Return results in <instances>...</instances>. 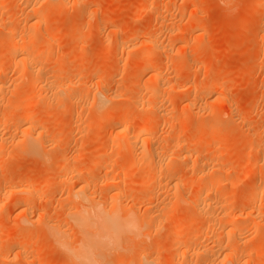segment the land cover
<instances>
[{
  "label": "rangeland",
  "instance_id": "1",
  "mask_svg": "<svg viewBox=\"0 0 264 264\" xmlns=\"http://www.w3.org/2000/svg\"><path fill=\"white\" fill-rule=\"evenodd\" d=\"M26 19L44 21L34 38L55 45L31 46L24 68L6 39L8 28L19 32ZM151 42L158 47L147 58ZM0 51V256L23 247L12 263L78 264L49 229L76 247L70 214L94 204L135 225L98 250L94 264H186L207 248L219 261L229 229L240 239L231 240L238 264H264V167L249 176L250 163L264 165V0H0ZM154 67L164 88L136 104ZM186 85L194 90L181 92ZM23 116L32 120L30 133ZM125 116L132 130L151 128L126 144L115 135ZM215 121L214 130L204 127ZM154 150L163 159L145 163ZM178 153L188 158L167 165V155ZM202 163L219 186L216 196H197L208 176ZM202 202L211 203L207 212L197 210ZM224 212L242 218L226 227ZM249 212L259 221L248 229ZM176 229L178 247L188 240L198 250L185 262L169 245Z\"/></svg>",
  "mask_w": 264,
  "mask_h": 264
},
{
  "label": "bare ground",
  "instance_id": "2",
  "mask_svg": "<svg viewBox=\"0 0 264 264\" xmlns=\"http://www.w3.org/2000/svg\"><path fill=\"white\" fill-rule=\"evenodd\" d=\"M2 3V2H1ZM46 3V5L48 6V8L49 7H54L55 5V3H53V2H50V1H48V2H45ZM67 3V2H66ZM27 4H29V2L28 3H26V8H27ZM44 4V3H43ZM45 5V4H44ZM66 6H68V5H66ZM24 7H25V5H24ZM23 7V11H24V8ZM30 7H31V5H30ZM46 7V6H45ZM65 7V6H64ZM20 8V7H19ZM33 9V8H32ZM25 10H28V8L27 9H25ZM29 10L31 11V13H34L35 12V14H33V16H37L36 18H38V16H40V15H38V13H39V10L37 11V10H35V11H33V10H31L30 8H29ZM19 12L21 11V9L20 10H18ZM33 11V12H32ZM37 11V12H36ZM21 13V12H20ZM25 13V12H24ZM34 18V17H33ZM40 20V19H39ZM39 20H35L34 21V23L32 24L31 23V25H29L28 24V20L26 19L25 21H24V27L23 28H21L20 30H19V32H14L13 31V29L12 28H8V38L6 39L9 43H11L12 45H13V48H12V50H11V56L12 57H15V58H18L19 56L21 57V59H20V63H21V65L24 67V68H26V67H28V61H27V56H29L28 54H26V51H29V48L31 47V46H38V45H43V44H46V45H48V46H54L55 44L51 41H49V40H46V39H44L43 37H41V38H34V35H35V32H40L41 31V29L43 30V23L42 22H44V21H42V22H40ZM17 21V20H16ZM31 22V21H30ZM194 23V21H192V24ZM18 24V23H17ZM195 24V23H194ZM189 26H190V24H188ZM4 32V31H3ZM2 34V33H1ZM36 36V35H35ZM118 39V38H117ZM123 41H125V40H123ZM117 42V41H116ZM118 43V42H117ZM123 43H125V42H123ZM8 44V43H7ZM127 44V43H126ZM158 43L157 42H151V44H150V46H149V48H147V58L151 55V53H152V51H156V49H157V47H158V45H157ZM118 45H120L119 43H118ZM128 45V44H127ZM123 47V46H122ZM50 48V47H49ZM52 48V47H51ZM50 48V49H51ZM130 48V47H129ZM2 51V50H1ZM0 51V52H1ZM142 52V51H141ZM31 53H33L32 51H31ZM35 53V52H34ZM35 56V59H40V57L42 56V55H40V54H35L34 55ZM46 57V56H45ZM168 61V60H167ZM165 62V61H164ZM166 63V62H165ZM168 63V62H167ZM167 66V65H166ZM171 66V65H170ZM37 70V69H36ZM148 76H149V81L147 82V83H145L144 84V86H143V88H142V90H141V92H140V95H139V97H138V100H136V104L137 103H140L141 101H142V98H141V96L142 95H144V94H146V95H151L153 98L156 96V95H158V93H159V91L161 90V88H162V86H164V84L162 83L163 81H162V70H158L157 68H151L150 69V71H149V73H148ZM152 83L153 85H151L150 83ZM34 84L36 83V84H38L36 81H34L33 82ZM161 83H162V85H161ZM4 84V83H3ZM150 84V85H149ZM216 85V84H215ZM33 87V86H32ZM36 87V86H35ZM39 87V86H38ZM63 87V86H62ZM62 87H57L58 89H57V91H55V93H60V92H64L65 91V89H62ZM190 87L192 88V90H194V88L192 87V86H190V85H186V86H184V88L181 90V92H183V93H187L188 91H189V89H190ZM164 88V87H163ZM162 88V89H163ZM196 88V91L197 90H199V88H197V87H195ZM217 90H219V89H214L213 90V92L211 93V95L212 96H215V94H217V93H219ZM11 91V90H10ZM222 91V90H221ZM4 92V94H5V90H4V87L3 86H1L0 85V95L2 94ZM3 95V94H2ZM6 95V94H5ZM55 95V94H54ZM64 95V94H63ZM210 95V96H211ZM10 96V95H9ZM151 96H147V97H151ZM3 96H1L0 98H2ZM12 97H13V95H12ZM58 97V96H57ZM108 97V96H107ZM4 98V97H3ZM71 99V98H70ZM155 99H156V97H155ZM100 102V101H99ZM39 103V102H38ZM142 103V102H141ZM2 104V103H1ZM36 104V103H35ZM40 104V103H39ZM12 105V104H11ZM146 105H148L147 107H148V109L150 110L151 108H149V106H150V103L149 104H146ZM157 105V104H156ZM2 106H3V104H2ZM6 107H8V106H6ZM146 107V108H147ZM151 107V106H150ZM152 107L154 108L155 107V104L154 105H152ZM156 108V107H155ZM230 108V107H229ZM231 109H233V108H231ZM154 110V109H153ZM156 110V109H155ZM150 111H152V110H150ZM157 111H158V107H157ZM232 111V110H231ZM154 113H155V111H153ZM116 113V112H115ZM115 113H110V114H107L106 116V118H114L115 117ZM157 113V112H156ZM31 118H33V117H31ZM34 119V118H33ZM126 119V116H125V118H124V120ZM129 119V118H128ZM127 119V120H128ZM243 120H244V118H243ZM31 119L29 118V116H23V117H21V120H20V125H22V127H26L27 126V128H25L24 130H26L27 132H31L32 131V128L30 129V127L31 126H29V125H31ZM148 121V120H147ZM151 121V120H150ZM153 121V120H152ZM213 122V121H212ZM149 123V122H148ZM216 124H217V122L215 121L213 124H207V126L205 125L204 127H206V128H208V126H209V128L210 129H212V130H214L215 129V127H216ZM219 124V123H218ZM146 125H147V123H146ZM152 125V124H151ZM150 125V126H151ZM225 125V124H224ZM223 124H222V126H224ZM148 126H149V124L145 127H143L142 128V130L141 129H139V130H132L131 129V127H130V123L128 124L127 123V121L125 120L124 122H122V123H120L119 125H118V127H117V131H116V133H115V135H117V136H120V137H123V138H126V144H131L134 140H136V139H138L141 135H142V133H144V131H143V129L145 128V130L146 129H148ZM149 126V127H150ZM21 127V126H20ZM21 127V128H22ZM33 127V126H32ZM21 128H20V130H21ZM151 128V127H150ZM25 131V132H26ZM29 132V133H30ZM209 132V131H208ZM32 134V133H31ZM206 136V135H205ZM2 139V138H1ZM29 139V138H28ZM31 139H32V143H33V137H31ZM151 139V138H150ZM221 139V138H220ZM26 140V139H25ZM24 140V141H25ZM144 140V139H143ZM147 141H148V139H146ZM29 141V140H28ZM27 141V142H28ZM145 141V140H144ZM143 141V142H144ZM29 142H31V141H29ZM28 142V143H29ZM149 142H151V141H149ZM215 142H219V141H215ZM32 143H29V144H27L26 143V141H25V144L26 145H32ZM24 144V145H25ZM28 146H26V147H28ZM28 147V149L30 148H32V147ZM128 146V145H127ZM179 147V146H178ZM22 148V147H21ZM33 149V148H32ZM4 150V149H3ZM24 150V149H23ZM25 150H27V148L25 149ZM2 152V151H1ZM173 154V153H172ZM180 154H182V153H180ZM183 154H184V152H183ZM148 155V154H147ZM150 155V154H149ZM177 155V154H176ZM194 155H196V153L194 154ZM151 157L150 158H148V159H145L146 161H145V163L147 162V161H150L151 159H152V162H153V159L155 158V160H157V158L159 159L161 156H159L158 155V153H156L155 152V150L154 151H152V153H151V155H150ZM159 156V157H158ZM170 159H169V161H168V163H167V165L168 164H177V162H179L180 160H181V158L182 157H184V159H186V158H188V156L187 155H179V153H178V155L177 156H174V155H171V156H174V157H170V155H167ZM190 156V155H189ZM193 156V154L191 153V157ZM82 157H85V156H82ZM82 157H80V158H82ZM145 157H147L146 155H145ZM168 157H166V158H168ZM193 157H195V156H193ZM5 158V157H4ZM162 158V157H161ZM83 160H84V158H82ZM81 159V160H82ZM163 159V158H162ZM3 160V155H1L0 154V161H2ZM80 160V161H81ZM164 160H168V159H164ZM136 161V160H135ZM159 161V160H158ZM182 161V160H181ZM191 161V160H190ZM198 161V160H197ZM197 161H196V163H197ZM139 162V161H138ZM142 162V161H141ZM160 163L162 162V161H159ZM164 163H165V161H164ZM199 163V162H198ZM136 164H137V162H136ZM166 164V163H165ZM249 164V163H248ZM258 164V163H257ZM256 163H250V170H249V176H252V175H254L255 173H257V172H260L261 171V169H262V166L264 167V165L263 164H261V165H257ZM142 165V164H141ZM202 165H203V163H202ZM200 167V166H199ZM201 167H202V169H201ZM200 167V171L202 170V171H204L203 173H205L206 172V176H207V179L205 178L204 179V175L202 174H200L201 175V178H200V176L198 175V177L201 179V181L203 182V180H202V178L204 179V184H203V186H198L199 188H198V190H197V196H199V197H202V196H200V194H202V195H208V197H209V193H211V195L214 193V194H217V184H216V179L214 180V178H212V177H210V178H208L209 177V172L208 171H205V169L204 168H206V170H207V164L206 163H204V165L203 166H201ZM211 167V166H210ZM209 168V167H208ZM214 168V167H213ZM199 169V168H198ZM159 170V169H158ZM209 170V169H208ZM214 170V169H213ZM161 171V170H160ZM160 171H158V172H160ZM199 171V172H200ZM201 171V172H202ZM215 171V170H214ZM211 172V171H210ZM211 174V173H210ZM215 177V176H214ZM146 180H147V177H146ZM230 180V179H229ZM150 178L144 183V185L146 184V185H148V184H150ZM198 181H199V179H198ZM201 181H199V182H201ZM218 183H219V180H218ZM221 183V182H220ZM201 184V183H200ZM217 185L216 186V190H215V186H214V188H213V185ZM218 188H219V186H218ZM221 188H223V186L221 185ZM224 189V188H223ZM222 190V189H221ZM31 191L32 190H27V194H26V196H24L23 197V199L22 200H29V195H30V193H31ZM84 191V190H83ZM219 191V190H218ZM79 192V191H78ZM78 192H77V194H78ZM82 192V191H81ZM80 192V193H81ZM220 192V191H219ZM261 192V189H260V187H259V185L258 184H256V186H255V189H254V191H253V194L254 195H258L259 193ZM24 193H26V192H24ZM23 193V194H24ZM33 193V192H32ZM204 193H206V194H204ZM76 194V195H77ZM213 194V195H214ZM25 195V194H24ZM79 195V194H78ZM87 195V194H86ZM210 195V196H211ZM214 196H216V195H214ZM74 197V196H73ZM84 197V196H83ZM87 197H90V196H87ZM198 197V198H199ZM207 197V196H206ZM92 198V197H91ZM211 198H212V196H211ZM80 199V198H79ZM84 199H87V198H85L84 197ZM89 199V198H88ZM87 199V201H89ZM81 201H83V199H80ZM202 200H205V199H202ZM209 200V199H208ZM264 200V199H263ZM93 201H95V200H93ZM83 203V202H82ZM85 203V202H84ZM89 203V202H88ZM201 203V202H200ZM248 203V202H247ZM258 203V202H257ZM93 204V203H92ZM95 204H99V203H95ZM211 204V203H210ZM209 203H207V205H210ZM253 204V203H252ZM90 205V204H89ZM94 205V204H93ZM92 205V206H93ZM198 205H199V203H198ZM198 205H196V206H198ZM207 205H205L204 206V202H202V204H200L198 207V209L197 210H199V209H202V207L204 208V211H205V208H206V206ZM83 206V205H82ZM91 206V205H90ZM91 206V208H85V207H80L79 209H78V211L76 210V211H74V212H71L72 214H70L71 216H70V221H72V224H73V227H75L77 230V233L79 234V241H78V243L76 244V247H74V246H72V248L71 247H69V245H67L64 241V239L63 238H65V236L67 235H65V236H62V231H60V229H59V231H55L54 230V228H55V226H54V228L52 229V230H54V231H52L51 229H49V232L50 233H52V235H51V237L53 236V238L58 242V244H59V246H60V248H63L65 251L66 250H70L71 252H72V257H74V260L77 258L78 259V264H94V258H96L95 256H96V253H97V251L98 250H100L101 251V249L103 250V248H106V247H108L110 244L109 243H111V245L113 244L114 245V243H116L119 239L118 238H120V236L122 235V234H124V233H128V232H130L131 230H133L134 228H135V225H134V222H133V220L132 219H130V218H128V219H126V220H123V221H118L117 219H116V215L113 213L114 211H110V210H108L107 211V209H104V208H102V209H100V207L97 205H95L94 207H92ZM247 206H250L249 205V203H248V205ZM82 208V209H81ZM108 208V207H107ZM91 209V210H90ZM207 209V208H206ZM245 209V208H244ZM110 211V212H109ZM201 211V210H200ZM200 211H198V213L200 212ZM205 212H207V211H205ZM205 212H203V214L205 213ZM201 213V212H200ZM199 213V214H200ZM225 213V212H224ZM222 213L224 216H225V218H226V220H227V218H228V220L229 221H227V222H225L224 223V226H226L227 227V224H234V223H236V221L238 222L239 220H241V219H239L238 220V218H240V216H241V218H242V215L240 214V213ZM68 214V213H67ZM222 214H221V216H222ZM247 215H249V219H250V223L248 222V223H245L244 225H243V227L244 228H250L252 225H255L258 221H259V219H258V216H253V214L251 213V212H249V214L248 213H246ZM207 215V213H205L204 215H203V217L204 218H206V219H209V218H212L213 220H214V218H213V216L210 214V212H209V215L208 216H206ZM245 215V214H244ZM199 216V215H198ZM206 216V217H205ZM221 216H219V217H221ZM202 217V216H201ZM218 217V216H217ZM217 217H216V219H217ZM223 217V216H222ZM222 217H221V219H222ZM246 217V216H245ZM225 218H224V220H225ZM260 218V217H259ZM205 219V220H206ZM212 219H209L208 221H212ZM219 219V218H218ZM201 220H202V218H201ZM223 220V219H222ZM225 220V221H226ZM67 221H68V219H67ZM218 221V220H217ZM216 221V222H217ZM66 222V221H65ZM221 223L223 224V222L221 221ZM220 223V224H221ZM227 223V224H226ZM263 223H264V221H263ZM49 225H51V224H49ZM48 225V226H49ZM229 225V226H230ZM210 226V225H209ZM214 226V225H213ZM213 226L212 227H210V229H209V231H211L212 230V228H213ZM223 226V225H222ZM224 226H223V229H224ZM234 226H236L235 224H234ZM262 226V225H261ZM264 226V225H263ZM50 228H52V225H51V227ZM209 228V227H208ZM232 228V227H231ZM222 228H221V230H223ZM229 229V228H228ZM258 229H259V227H258ZM257 229V230H258ZM26 230V229H25ZM62 230H64V229H62ZM225 230H226V228H225ZM28 231V230H27ZM66 231V230H65ZM213 231V230H212ZM233 231L234 230H231V229H229V231L227 230V232H226V234H225V237L227 238V237H230V244H228L227 246H225V248H223V250H225V252H223V254L224 255H222V258H221V260L219 259V261H217L218 260V257H216L217 255H215V253L214 252H212V250H211V252L209 253L208 252V248L205 250H200V247H199V250H200V252L199 253H196V251L198 252V250H196L195 252H194V250H192V247H191V245L189 246V244H190V242L187 240L183 245H182V249H181V247L179 246L178 247V244H177V239H178V237L180 236V233H181V231L179 230V229H176V230H174V233H173V242H171L172 244H169L170 245V247H172V248H177L178 250L179 249H181L180 250V256H181V258H182V260H184V262H185V260L187 259V258H191V257H193V255H194V253H196L195 254V256L194 257H196V258H194L195 260L194 261H192L191 262V259H188V263L189 262H191L190 264H228V263H230V264H238L239 262H238V258H237V256L239 255L238 254V250L239 249H237V247H236V243L238 242V240L240 241V239H238V237L236 236L237 234L236 233H233ZM250 231V230H249ZM221 232V231H220ZM224 232V231H223ZM235 232V231H234ZM258 232V231H257ZM189 233V232H188ZM253 233V232H252ZM262 233V232H261ZM261 233H260V235H261ZM64 234V233H63ZM236 234V235H235ZM48 235V234H47ZM21 236V235H20ZM49 236V235H48ZM222 236H223V234H222ZM194 237V236H193ZM192 237V238H193ZM236 239H235V238ZM264 237V236H263ZM15 238V237H14ZM195 238V237H194ZM11 239V240H10ZM9 240H8V242H7V244L8 245H11L12 243H14L13 242V238H10ZM233 239V241H232V243L233 242H235V240H237V242L235 243L236 245L234 246L232 243H231V240ZM235 239V240H234ZM248 239V238H247ZM63 240V241H62ZM68 240V239H67ZM222 240V239H221ZM227 242L226 243H228V238L227 239H225ZM12 241V242H11ZM217 241V240H216ZM242 241V240H241ZM118 243V242H117ZM215 243V242H214ZM221 243V242H220ZM239 243V242H238ZM245 242H243V244H244ZM109 244V245H108ZM75 245V244H74ZM117 245V244H116ZM224 245V244H223ZM226 245V244H225ZM201 246V245H200ZM216 246V245H215ZM218 246H220V244L218 245ZM241 246V245H240ZM11 247V246H10ZM191 247V248H190ZM222 247V246H221ZM1 248V247H0ZM59 248V247H58ZM214 248V247H213ZM220 248V247H219ZM239 248V247H238ZM18 249V248H17ZM20 249V250H19ZM18 250H16V251H14L13 249H9V251L8 252H5V253H3V255H1L0 256V263L1 264H14V263H12L13 261H15V259L17 258H20V255H21V253L23 252V250H22V252H21V249H24L23 247H20ZM63 249L61 250L62 252H64L65 253V251H63ZM193 249H198L197 247L196 248H193ZM201 249H202V247H201ZM12 250H13V252L14 253H11L12 252ZM218 250V249H217ZM221 250V249H220ZM222 250V251H223ZM193 251V253H191ZM67 252V251H66ZM71 252H70V254H71ZM220 252V251H219ZM68 254V253H67ZM218 254V253H217ZM220 255V254H219ZM191 256V257H190ZM71 257V256H70ZM76 257V258H75ZM249 258V257H248ZM176 259H178L176 256L174 257V259H173V261L172 262H175L176 261ZM190 260V261H189ZM249 261V260H248ZM77 262V261H76ZM80 262V263H79ZM247 262V261H246ZM27 263V262H26ZM25 263V264H26ZM162 263H165V260H163L162 261ZM188 263H186V264H188ZM248 263V262H247ZM19 264V263H18ZM21 264V263H20ZM23 264V263H22Z\"/></svg>",
  "mask_w": 264,
  "mask_h": 264
}]
</instances>
